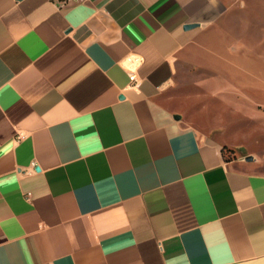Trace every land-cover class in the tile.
Listing matches in <instances>:
<instances>
[{
    "label": "crops",
    "instance_id": "crops-1",
    "mask_svg": "<svg viewBox=\"0 0 264 264\" xmlns=\"http://www.w3.org/2000/svg\"><path fill=\"white\" fill-rule=\"evenodd\" d=\"M233 3L0 0V264H264V171L161 98Z\"/></svg>",
    "mask_w": 264,
    "mask_h": 264
},
{
    "label": "rangeland",
    "instance_id": "rangeland-1",
    "mask_svg": "<svg viewBox=\"0 0 264 264\" xmlns=\"http://www.w3.org/2000/svg\"><path fill=\"white\" fill-rule=\"evenodd\" d=\"M230 5L219 37L179 62L161 98L231 147L226 157L264 171V0Z\"/></svg>",
    "mask_w": 264,
    "mask_h": 264
},
{
    "label": "trees",
    "instance_id": "trees-1",
    "mask_svg": "<svg viewBox=\"0 0 264 264\" xmlns=\"http://www.w3.org/2000/svg\"><path fill=\"white\" fill-rule=\"evenodd\" d=\"M226 149H227L228 151H232V148H231V147H227L226 145H224L223 148H222V150H223V152H224V156H225V157H226V155H225V150H226ZM226 159L229 160V159H231V158L226 157Z\"/></svg>",
    "mask_w": 264,
    "mask_h": 264
},
{
    "label": "built area",
    "instance_id": "built-area-1",
    "mask_svg": "<svg viewBox=\"0 0 264 264\" xmlns=\"http://www.w3.org/2000/svg\"><path fill=\"white\" fill-rule=\"evenodd\" d=\"M130 77H131L132 80H136V74H135V73H132V74L130 75Z\"/></svg>",
    "mask_w": 264,
    "mask_h": 264
},
{
    "label": "water",
    "instance_id": "water-1",
    "mask_svg": "<svg viewBox=\"0 0 264 264\" xmlns=\"http://www.w3.org/2000/svg\"><path fill=\"white\" fill-rule=\"evenodd\" d=\"M194 26H195L194 24H187L186 28H191V27H194Z\"/></svg>",
    "mask_w": 264,
    "mask_h": 264
}]
</instances>
